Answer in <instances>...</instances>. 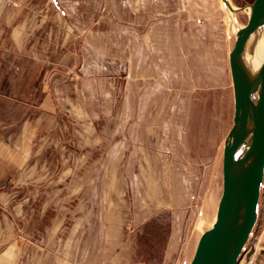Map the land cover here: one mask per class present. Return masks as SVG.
<instances>
[{"label":"rangeland","instance_id":"1","mask_svg":"<svg viewBox=\"0 0 264 264\" xmlns=\"http://www.w3.org/2000/svg\"><path fill=\"white\" fill-rule=\"evenodd\" d=\"M235 41L222 0H0V264H190ZM237 264H264V178Z\"/></svg>","mask_w":264,"mask_h":264},{"label":"water","instance_id":"2","mask_svg":"<svg viewBox=\"0 0 264 264\" xmlns=\"http://www.w3.org/2000/svg\"><path fill=\"white\" fill-rule=\"evenodd\" d=\"M234 16L236 41L229 52L234 119L223 150V190L216 221L202 233L190 264H237L257 223L264 178V61L253 72L246 60L250 38L264 32V0L250 7L246 26Z\"/></svg>","mask_w":264,"mask_h":264},{"label":"bare ground","instance_id":"3","mask_svg":"<svg viewBox=\"0 0 264 264\" xmlns=\"http://www.w3.org/2000/svg\"><path fill=\"white\" fill-rule=\"evenodd\" d=\"M229 2H230V0H229ZM223 5H224V2H223ZM224 8H226L225 5H224ZM233 8L235 10H238L234 6H233ZM226 11L228 12V14L231 18V21L234 24V16H233L232 12L230 10H228L227 8H226ZM248 15L250 16V7H249ZM238 25H239V28H243V26H241L239 23H238ZM235 31L237 33L236 27H235ZM246 52H247L246 53V60H247L248 65L251 67L253 72L257 71L264 61V32H258L256 35L254 34L250 38ZM215 221H216V218H215Z\"/></svg>","mask_w":264,"mask_h":264},{"label":"crops","instance_id":"4","mask_svg":"<svg viewBox=\"0 0 264 264\" xmlns=\"http://www.w3.org/2000/svg\"><path fill=\"white\" fill-rule=\"evenodd\" d=\"M18 34H19L18 31H16V32H15V36H17ZM135 47H136V46H135ZM137 56H138V54L134 53L133 58H134L136 61H137ZM142 61H143V58L140 57V58H139L138 65H140V66L143 65V64H142Z\"/></svg>","mask_w":264,"mask_h":264}]
</instances>
